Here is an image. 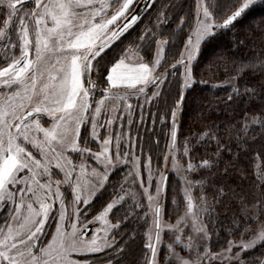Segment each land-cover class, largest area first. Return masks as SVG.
<instances>
[{
  "label": "snow or ice",
  "instance_id": "6c2138e0",
  "mask_svg": "<svg viewBox=\"0 0 264 264\" xmlns=\"http://www.w3.org/2000/svg\"><path fill=\"white\" fill-rule=\"evenodd\" d=\"M141 2L149 10L160 3L154 23L116 51L142 21L136 0H0V264H96L91 257L101 254L100 264H124L137 232L125 238L122 226L133 219L146 228L143 264H264V250L255 251L264 249V164L256 163L250 193L227 181L233 168L247 179L244 158L264 161V82L240 85L230 77L229 119L186 137L179 160L176 146L189 95L197 83H208L196 78L203 47L218 38L217 30L235 27L258 0H195V23L179 15L177 30L167 34L176 0ZM177 34L182 48L169 64L166 53ZM219 59L208 65L227 72L235 63ZM244 69L264 72V55L241 63L237 75ZM153 105H163L160 123L170 137L163 158L167 165L171 156L181 185L173 193L180 199L171 203L173 214L181 204L184 212L174 224L164 219L169 177L161 171L154 178L152 157L143 163L142 138L132 136L133 115L139 110L143 125L145 108ZM213 144L214 152L197 161L198 146ZM122 168L127 172L112 184ZM109 187V199L97 209ZM230 197L244 216L223 224L216 209ZM165 233L172 243L163 242Z\"/></svg>",
  "mask_w": 264,
  "mask_h": 264
},
{
  "label": "trees",
  "instance_id": "16d2710c",
  "mask_svg": "<svg viewBox=\"0 0 264 264\" xmlns=\"http://www.w3.org/2000/svg\"><path fill=\"white\" fill-rule=\"evenodd\" d=\"M162 2V0H160ZM176 10L170 16L168 24L164 27L165 33L175 32L177 30L178 16L185 15L189 18V23L192 24L195 15V5L194 0H176ZM160 7V3L149 10L147 9L145 13L141 16L142 21L130 30L129 34H126V38L123 39L122 43L118 42V47L116 51L120 48L127 46L130 42L135 40V38L141 33V31L150 25V22L154 23V17L156 14V9ZM184 31H188V27L185 26ZM221 34L215 41L209 42L202 49V55L200 57V65L197 68L196 78L197 80L203 79L208 81L207 84L197 83L194 86V91L188 97L182 115L178 117L180 123V131L177 139V149L183 150V142L186 137L194 136L195 134H202L204 131L208 130V127L214 123H219L220 121H227L232 115V110L225 103L227 101V96L231 92V84H226L225 82L232 76L237 77V82L240 85L245 83L259 84L262 81L261 77H264V72L259 69L255 73L251 69H244L240 75H237V70L240 68L241 63H247L254 57H260L264 55V43H262L261 37L264 34V2H258L252 6L245 15L235 24V27L230 30H218ZM237 37L240 38L242 43H237ZM175 41V47L171 49L170 52H177L182 45L179 41V34L173 37ZM223 55L230 62L235 61V63L229 64V70L224 71L223 67L216 69L214 66H209L208 62H213V65L221 63L220 56ZM171 64V63H170ZM172 83L169 85L173 92L175 91V81L171 78ZM210 85H223L220 87H210ZM103 86V85H102ZM193 98H195L196 103H193ZM200 103L204 104V108H200ZM246 104H241V107H247ZM163 105L159 107L146 106L144 115V124L140 125L139 110L134 114L133 120L135 124L132 127V136L135 138L137 132L142 138V143L144 145V155L151 156L152 160L157 164L164 160V155L168 153V148L166 147L169 143L170 137L167 135L168 128L160 123V117L163 115ZM156 114L155 123L153 124V117L151 114ZM203 113V119H200ZM238 114V113H237ZM139 125V127H137ZM170 126V124H169ZM229 137L225 136L224 142H229ZM158 141V143H157ZM138 153L139 148H137ZM214 152L213 145L198 146L195 151V157L198 161L200 156L207 153L211 155ZM224 159L227 160V153L223 154ZM171 157V156H170ZM169 157V158H170ZM256 163L264 164V161H249L248 158H244L241 161V167L245 169L244 175L247 176L245 179L240 172L233 168L231 170V175L227 178V181L231 188L236 191H241L243 189L246 193H250L251 185L254 180L253 173L256 170ZM123 176L122 170L117 174L110 177V182L115 184ZM169 177V176H168ZM169 191L171 187L178 188L180 186L179 180L177 178H169ZM113 189L108 188V192L105 193L98 201H96V208L99 209L100 205L109 199L108 193H111ZM199 190L194 189V195L198 196ZM212 191L209 190L207 195L209 199L212 198ZM127 199V198H126ZM247 199L251 201V195L249 194ZM132 200L128 198V204H131ZM165 203V201H164ZM127 207V205L125 206ZM250 209V207H249ZM216 213L220 215L223 224H228L233 215H238V218H242L244 213L241 206L236 202L235 198H229L225 200L224 204L216 209ZM95 214V211L90 213ZM123 212L117 213V216L122 215ZM227 217V219L225 218ZM243 222V221H242ZM140 223L133 219L127 222V227L122 226V230L125 233V238L127 234L135 230L137 232V239L134 243H130L127 254L124 257V264H143V252H142V238L146 231V228L140 227ZM251 227H255V224H250ZM163 239V236H162ZM212 242L217 245L216 237L213 236ZM261 250L260 247L256 248L255 251L258 254ZM146 251V250H145ZM93 260H100L103 258V254L99 257L94 256Z\"/></svg>",
  "mask_w": 264,
  "mask_h": 264
},
{
  "label": "rangeland",
  "instance_id": "374dc122",
  "mask_svg": "<svg viewBox=\"0 0 264 264\" xmlns=\"http://www.w3.org/2000/svg\"><path fill=\"white\" fill-rule=\"evenodd\" d=\"M260 1L261 0H258V2H260ZM136 2L138 3L139 0H136ZM194 5H195V0H194ZM194 17H195V15H194ZM194 23H195V20H193L192 24H194ZM177 53H178V51L177 52H171V53L170 52L169 53L167 52L166 53V58H167L169 64L170 63H174L175 62V58H178ZM167 66L168 65H165V67H167ZM181 71H182V69H181ZM169 79H171V77ZM133 118H134V115H133L132 119ZM127 129H128V124H127V120H125L124 121V130H125V132H127ZM116 130L117 131L119 130L118 124L116 126ZM92 147H93V150L94 151H98L99 150L98 145H92ZM126 147L127 146L125 145V148ZM180 153H182V150H178V152H177V159L178 160L181 158L180 157ZM136 154L137 155H140V153H138L137 149H136ZM141 160L143 161V163H147V156L143 155L141 157ZM151 167H152V170H153L154 178L158 177L159 172L162 171V172H164L165 175H168L169 178L174 177V178H177L178 179V177H177V175L175 173V170L172 167V159H171V157L167 161V165H165V161L164 160L161 163H159V164H157L156 162H154L153 160H151ZM121 170H122V174L124 175V173L127 172L128 169L127 168H122ZM141 172H142L143 178L146 181L147 180L148 173H147V170L145 168H143V165L141 166ZM179 184H180V182H179ZM134 188H135V190L138 193L139 192H142V189L139 188V185L138 184L136 186H134ZM176 189L177 188H174L172 186L171 189H170V191H169V195H168L167 199L165 200V212H166V215H165L164 219H165L166 223H172V224H174L175 221H176V219L178 218V216L183 215V212H184V206H183V204H181L180 205L179 212L173 214V208L176 207V206L173 205L171 203V201H172L173 198H176L178 200L180 199L179 197H175L173 195V193H175ZM150 191H154V189H150ZM193 195H194V191H193ZM194 196H196V195H194ZM126 198L128 199V197H126ZM129 199H131V198H129ZM143 202L145 204H147V200L146 199H144ZM141 214H142V212H141ZM249 214H251V208L249 209ZM89 218H91V214H90ZM255 227H256V225H255ZM49 239H50V237H49ZM163 242L165 244L172 243L173 242V236H172V234L171 233H165L163 235ZM211 244H212L214 250H217V251L219 250V248L216 245H214L215 244L214 242H211ZM179 250L180 249L177 248V251H179ZM182 255H186V254L185 253H182ZM93 257L94 256H92L91 259H94ZM95 261H96V264H100V262H98L97 260H95Z\"/></svg>",
  "mask_w": 264,
  "mask_h": 264
},
{
  "label": "water",
  "instance_id": "95a60500",
  "mask_svg": "<svg viewBox=\"0 0 264 264\" xmlns=\"http://www.w3.org/2000/svg\"><path fill=\"white\" fill-rule=\"evenodd\" d=\"M138 6L141 9V11H139V15L142 16L145 13V11L147 10V8L144 7V4L141 2V0L139 1ZM166 176H168V175H166Z\"/></svg>",
  "mask_w": 264,
  "mask_h": 264
},
{
  "label": "flooded vegetation",
  "instance_id": "af4514ba",
  "mask_svg": "<svg viewBox=\"0 0 264 264\" xmlns=\"http://www.w3.org/2000/svg\"><path fill=\"white\" fill-rule=\"evenodd\" d=\"M0 26H2V22H0Z\"/></svg>",
  "mask_w": 264,
  "mask_h": 264
}]
</instances>
